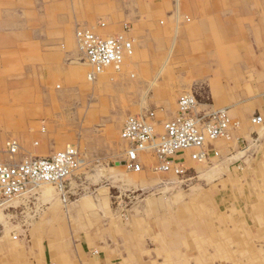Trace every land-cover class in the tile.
I'll return each mask as SVG.
<instances>
[{"label":"rangeland","instance_id":"obj_1","mask_svg":"<svg viewBox=\"0 0 264 264\" xmlns=\"http://www.w3.org/2000/svg\"><path fill=\"white\" fill-rule=\"evenodd\" d=\"M6 3L10 6L12 1L0 0V8H5ZM236 5L252 6L250 12L238 13L244 30L259 27L264 0H238ZM81 23L73 38L47 46L50 49L46 53L59 51L60 56H46L44 65L37 66V60L28 59L30 48L24 55L9 57V66L0 75L7 80V84L0 82V136L4 138L0 153L4 154L10 140L20 146L16 156L10 159L4 154L3 158L18 163L30 156L27 149L43 147L40 156H49L74 145L85 161L67 182L66 201L56 186L43 185L0 209V264H96V258L110 253L100 251L107 238L115 242L124 238L126 246L137 242L141 248V256L138 250L127 251L124 259L114 256L109 264H264V142L255 140L250 146L242 143L252 155V167L248 163L224 170L219 166V154L213 156L210 152L207 161H194L199 167L180 178L174 176L175 180L153 172L150 165L156 161L150 156L144 155L143 170L149 169L150 173H133L122 163L127 144L121 130L127 119L153 111L157 120H171L184 93L196 96L198 111L213 106L215 81L235 88L233 80L225 76L229 71L235 77L242 72L237 67L236 73L234 62L248 59L243 55L249 51L244 40L231 41L230 45L224 43L223 35L218 38L214 33L218 40L214 46L193 41L190 57L182 58L176 55L178 44L167 41L157 43L156 55L146 51L131 37L132 27L127 24L117 34L104 35L101 29L106 25H100L104 23ZM217 27H210L208 34L212 29L217 32ZM87 28L100 30L104 36L125 34L128 29L133 55L125 59L121 68L110 67L94 79L89 78L92 69L77 38L78 32ZM138 47L143 51L140 67L135 68L131 63L137 60ZM235 47L242 57L231 59ZM217 52L221 58L212 60L213 72H207L205 66L202 72L206 71V75L191 73L197 68L190 67L194 61L216 56ZM254 71L255 67L247 70L251 74ZM143 99H152L151 105L143 104ZM228 109L240 122L238 129L231 131L233 134L243 128L244 122ZM252 118L249 120L253 126L264 127L253 124ZM16 129L18 132H14ZM17 134L27 138L20 139ZM220 139L230 141L229 137ZM105 149L113 155L109 165L100 157ZM20 153L25 158L21 159ZM218 168H222L221 172H214ZM261 168L263 172L258 174L255 169ZM132 178L156 184L133 188L129 185ZM138 228L142 233L133 232ZM129 231L133 233L131 238L125 236Z\"/></svg>","mask_w":264,"mask_h":264},{"label":"crops","instance_id":"obj_2","mask_svg":"<svg viewBox=\"0 0 264 264\" xmlns=\"http://www.w3.org/2000/svg\"><path fill=\"white\" fill-rule=\"evenodd\" d=\"M11 1L10 6L9 3H6L5 8H0V70L2 71L0 75H3L4 69L9 66V57L16 56L19 53L24 55L26 50L30 48L32 53L29 51L31 54L30 56L27 54L28 59L37 60V66L44 65L42 61L45 60L46 56L49 57L54 55V53L56 56H60L61 53L59 54V51H53L51 55L46 53V50L50 49L47 46L73 38L76 27L81 25V22H84L83 24L94 21L104 23L106 26L101 29V33L104 35L117 34L127 24L132 27L131 37L134 40L136 39L135 41L138 42V45L142 43L148 49L146 51L156 55L158 53L157 43L164 44L167 41L168 43L178 44L176 55L182 58L190 57L192 52L190 50L192 49L191 42L193 41L212 43L214 46L215 41L218 42L217 38L213 37L214 33H217L218 38L223 35L224 43H229L230 45L231 41L236 43L238 39L244 40V44L249 51L243 55L245 59H248L243 63L234 62L236 73L239 71L237 67L242 69V72L240 71L239 75L235 77L229 71L228 76H225L233 80L235 88H231V85L229 86L228 84L217 85L219 82L215 81L214 90L216 96L213 94V106L227 110L230 108L233 114L242 118L244 126L241 130L229 135L230 141L225 139L210 141L207 143L206 149L211 153L215 151L219 154V166L223 167L224 170L231 171L248 163L252 167L253 161L250 160L252 155H248L249 150L245 149L242 143L247 142L250 146L249 143L255 142V140L256 142H264V127H255L249 120L257 115L262 116L264 119V10L260 13L259 27L254 30L246 27V30H244L242 23H240L241 16L238 13L250 12L252 6L238 8L236 5L238 0H50V3L47 4L45 1L48 0ZM103 2L106 3L101 4ZM63 6H65L64 10L61 9ZM185 18H189L192 22L190 24L187 23ZM215 25L218 26L217 32H213L212 29V34L209 35V28ZM139 47L135 56L137 60L131 63L135 68L140 67L141 63L138 62V59H140L143 50L141 51ZM240 47L243 48V46ZM231 51V59L242 57L240 54L238 56L237 49ZM217 53L216 56L212 54L210 58L205 60L201 57L198 58V61H194L190 67L196 66L197 68L191 73L206 75V71L202 72L205 66L208 68L207 72H211L210 70L213 72L215 66H213L214 62L212 63V60L221 58V53ZM173 54L174 52L170 53L167 59ZM80 64L82 65V71H85L84 64ZM159 65L161 67L163 64ZM249 67H255L256 71L252 74L248 73ZM219 79L223 80L224 78L220 77ZM0 82L7 84L5 77H1ZM150 101L152 99H143V102H145L143 104L151 105ZM143 104L139 102V105ZM213 106L203 108L202 111L211 110ZM158 121L162 122V119ZM14 132H18V130L16 129ZM22 135L17 134V137L20 139L27 138L26 135ZM3 139L0 136V148L3 145ZM42 149L43 147L27 149L25 152H28L33 157H48L40 156L41 153H44ZM22 150L21 152H24L23 148ZM108 151L109 149H105L104 152H100V157L107 165H109V160H112L113 157ZM262 152L264 157V149ZM31 153L36 155H31ZM192 153L193 151H186L178 156L179 162L187 172L199 167L192 160ZM20 154L21 159L25 158L23 153ZM94 155L97 154L94 153ZM94 157L98 158V156ZM213 159L215 158L213 157ZM124 160H122V163ZM235 163L237 164L235 165ZM116 165L118 167L117 162ZM221 169L218 168L214 172L219 173ZM255 170L258 174L263 172L262 168L259 171ZM143 172L150 173L149 169ZM159 175L171 177L172 180L176 179L174 176L178 177L172 172ZM135 178H132L133 182L130 180L131 183H129L133 188L151 187L156 184L153 181L148 182L141 178ZM142 181L144 182L142 183ZM166 221L168 222V220ZM172 222L173 225L175 222L173 220ZM133 232L140 234L142 230L138 228ZM126 234V237L131 238L133 233L129 231ZM122 240H116L115 242L112 238L103 239V242H106V246H102L100 251H108L110 253L109 255L103 253L102 256H97L98 258L95 259L96 264H104V261L107 262V260L109 264L114 256L124 259L127 251L138 250L141 256V248L136 245L137 242H132L126 246L124 238ZM261 251H264V248Z\"/></svg>","mask_w":264,"mask_h":264},{"label":"built area","instance_id":"obj_3","mask_svg":"<svg viewBox=\"0 0 264 264\" xmlns=\"http://www.w3.org/2000/svg\"><path fill=\"white\" fill-rule=\"evenodd\" d=\"M100 25L104 27L105 24ZM99 31L87 28L79 31L77 36L85 61L92 69L91 79L110 67L121 68L134 51L128 29L125 34L116 36H104ZM199 106L194 94L184 93L171 120L160 122L153 111L129 117L121 130V138L127 144L124 166L132 172H142L146 167L145 155L156 161L150 165L153 172L184 176L187 171L178 160L183 152L193 151L195 162L207 161L211 157L207 143L229 137L240 122L227 109L198 111ZM252 122L264 125L260 115L252 118ZM19 150L18 142L10 140L4 154L11 159ZM4 154L0 153V209L32 194L41 185L56 186L66 201L67 182L85 165L82 154L74 146L48 157H27L18 163L4 159ZM212 155L218 156V153L213 151Z\"/></svg>","mask_w":264,"mask_h":264},{"label":"bare ground","instance_id":"obj_4","mask_svg":"<svg viewBox=\"0 0 264 264\" xmlns=\"http://www.w3.org/2000/svg\"><path fill=\"white\" fill-rule=\"evenodd\" d=\"M188 1V0H187ZM187 14V13H186ZM144 49V48H143ZM139 60V59H138ZM138 68V67H137ZM108 70V69H107ZM118 73V72H117ZM151 76V75H150ZM165 110V109H164ZM125 167V166H124ZM128 173V172H127ZM130 173V172H129ZM42 187H43V185H41ZM39 187L40 189L42 188V187ZM50 191V190H49ZM44 192H46V191H44ZM49 194H51L50 192H49ZM44 195V194H43Z\"/></svg>","mask_w":264,"mask_h":264}]
</instances>
